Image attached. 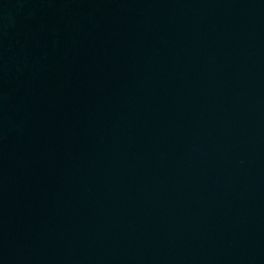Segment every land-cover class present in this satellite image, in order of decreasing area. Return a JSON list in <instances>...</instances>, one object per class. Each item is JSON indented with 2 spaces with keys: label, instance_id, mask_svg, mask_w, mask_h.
I'll return each mask as SVG.
<instances>
[{
  "label": "water",
  "instance_id": "1",
  "mask_svg": "<svg viewBox=\"0 0 264 264\" xmlns=\"http://www.w3.org/2000/svg\"><path fill=\"white\" fill-rule=\"evenodd\" d=\"M0 264H264V0H0Z\"/></svg>",
  "mask_w": 264,
  "mask_h": 264
}]
</instances>
